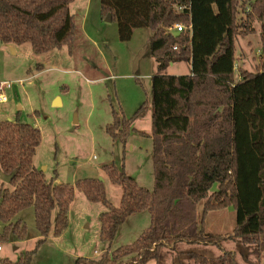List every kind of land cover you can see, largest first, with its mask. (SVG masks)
<instances>
[{
    "label": "trees",
    "instance_id": "16d2710c",
    "mask_svg": "<svg viewBox=\"0 0 264 264\" xmlns=\"http://www.w3.org/2000/svg\"><path fill=\"white\" fill-rule=\"evenodd\" d=\"M74 1L0 0V40L31 43L37 53L64 45L71 48L75 21L70 4ZM240 9L245 13L241 19ZM107 14L117 19L124 41L132 38L134 28L152 32L149 50L158 67L151 76L153 189L141 186L124 165L114 163L102 168L123 188L118 207L110 203L98 178L79 180L75 186L57 182L56 175L47 179L33 163L42 140L40 129L17 118L0 119V171L12 175L9 183L0 178L4 223L0 240L27 237L25 222L12 219L28 207L35 209L40 234L35 248L18 261L2 258L0 264H31L50 233L58 235L69 226L75 188L106 206L99 216L103 241H113L133 214L148 211L151 222L132 244L109 247L100 257H81L76 264H148L152 260L165 264L164 248L177 253L174 264H262L264 0H102L101 15ZM255 20L261 23L259 65L254 72L238 70L236 38L255 33L251 26ZM175 24L190 27L176 35ZM185 61L192 66L191 73H165L170 63ZM148 108L146 101L131 119L113 111L107 133L126 144L133 121ZM214 184L218 188L211 192ZM200 202L204 206L198 215ZM227 206L236 211L233 230L225 235L206 233L207 212ZM229 241L235 242V249L226 247ZM180 243L214 245L222 253L207 256L191 249L182 252L184 256L178 254Z\"/></svg>",
    "mask_w": 264,
    "mask_h": 264
},
{
    "label": "rangeland",
    "instance_id": "374dc122",
    "mask_svg": "<svg viewBox=\"0 0 264 264\" xmlns=\"http://www.w3.org/2000/svg\"><path fill=\"white\" fill-rule=\"evenodd\" d=\"M101 4L102 0H75L70 4L75 21L71 48L64 45L37 53L31 43L7 44L0 40V83H12L11 88L4 90L8 101L0 103V119L17 118L40 129L42 140L33 163L47 179L56 175L57 181L75 186L85 178H102L108 200L118 207L123 188L110 180L103 165H124L136 182L153 189L151 76L158 73V67L149 50L151 29L134 28L132 38L124 41L117 19L102 17ZM241 11L240 19L245 17ZM251 26L255 33L236 38V64L238 70L254 72L262 53L261 23L255 20ZM191 70L189 62H176L165 73L185 75ZM146 101L149 108L144 116L133 121L127 143L113 140L106 131L113 121V111L131 119ZM217 188L214 184L211 192ZM75 189L69 206V226L58 235L50 233L32 256L31 264H76L81 257L98 258L109 247L114 250L132 244L151 223L148 211L133 214L121 225L113 241H103L99 216L107 210L106 206L90 201ZM203 206L200 202L198 215L202 214ZM18 218L28 226V235L22 240L1 239L0 259L18 261L26 251L35 248L40 237L33 207L18 212L12 221ZM204 220L206 233L225 235L236 225V211L233 206L210 210ZM3 228L0 219V234ZM225 245L236 248L233 241ZM191 249L207 256L222 253L214 245L180 243L177 247L180 255ZM262 253L264 264V249ZM163 254L165 264H174L176 252L172 254L169 248H164ZM148 264L156 263L152 260Z\"/></svg>",
    "mask_w": 264,
    "mask_h": 264
},
{
    "label": "built area",
    "instance_id": "2783aa9c",
    "mask_svg": "<svg viewBox=\"0 0 264 264\" xmlns=\"http://www.w3.org/2000/svg\"><path fill=\"white\" fill-rule=\"evenodd\" d=\"M178 10H181L182 8L181 7H177ZM190 26H187V25H183V24H175L173 26V28L176 30V32H184L185 30H187ZM12 86V83L11 82H3V83H0V103H4L6 101H8V97L7 95L5 94L4 90L6 88H11Z\"/></svg>",
    "mask_w": 264,
    "mask_h": 264
},
{
    "label": "water",
    "instance_id": "95a60500",
    "mask_svg": "<svg viewBox=\"0 0 264 264\" xmlns=\"http://www.w3.org/2000/svg\"><path fill=\"white\" fill-rule=\"evenodd\" d=\"M106 17H107L109 20H112V16H111L110 14H107ZM175 34L178 35L179 32H175ZM0 178H1V180H3V181H5V182L9 183L10 180H11V178H12V175L4 174L2 171H0ZM100 180L103 181L102 178H100Z\"/></svg>",
    "mask_w": 264,
    "mask_h": 264
},
{
    "label": "crops",
    "instance_id": "0c3cea01",
    "mask_svg": "<svg viewBox=\"0 0 264 264\" xmlns=\"http://www.w3.org/2000/svg\"><path fill=\"white\" fill-rule=\"evenodd\" d=\"M15 49V48H14ZM12 50H13V47H12ZM170 64H172V63H170ZM57 182H59V181H57ZM104 212V211H103ZM102 213V212H101ZM21 219V218H20ZM22 221H24L23 219H21Z\"/></svg>",
    "mask_w": 264,
    "mask_h": 264
}]
</instances>
